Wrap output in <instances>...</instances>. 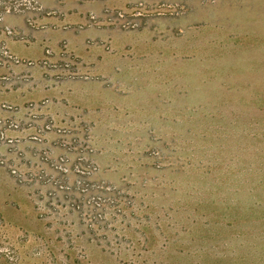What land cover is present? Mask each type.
Returning a JSON list of instances; mask_svg holds the SVG:
<instances>
[{
  "label": "rangeland",
  "instance_id": "1",
  "mask_svg": "<svg viewBox=\"0 0 264 264\" xmlns=\"http://www.w3.org/2000/svg\"><path fill=\"white\" fill-rule=\"evenodd\" d=\"M108 23L139 32L145 68L167 83L116 114L102 151L94 133L90 148L68 149L67 175L58 159L55 175L23 172L1 149L45 175L24 182L48 187L47 233L21 244L5 225L0 248L15 259L0 261L264 264V0H136ZM83 157L96 166L86 180L74 168Z\"/></svg>",
  "mask_w": 264,
  "mask_h": 264
},
{
  "label": "crops",
  "instance_id": "2",
  "mask_svg": "<svg viewBox=\"0 0 264 264\" xmlns=\"http://www.w3.org/2000/svg\"><path fill=\"white\" fill-rule=\"evenodd\" d=\"M36 1L39 7L4 18L19 37L1 32L0 42L24 63L0 61V119L24 124L22 131L10 132L20 140L22 158L9 157L20 159L23 172L43 170L51 176L53 160L69 156L66 139H83L89 129L102 151L101 130L113 127L116 114L132 112L133 98L155 96L167 82L159 83L162 79L145 68L140 41L134 39L139 32L108 23L110 10H130L136 0ZM49 122L55 128L42 141L31 139ZM47 187L21 182L0 166V212L21 244L23 236L47 233L38 208L40 191Z\"/></svg>",
  "mask_w": 264,
  "mask_h": 264
},
{
  "label": "built area",
  "instance_id": "3",
  "mask_svg": "<svg viewBox=\"0 0 264 264\" xmlns=\"http://www.w3.org/2000/svg\"><path fill=\"white\" fill-rule=\"evenodd\" d=\"M6 3H4L5 5ZM39 7V4L36 0H12L10 4L6 5L3 8V11L0 12V33L3 32L11 37H19V34L11 27L4 25L5 15L13 12H25L28 9H35ZM0 61L3 65L10 66L12 64H21L24 63V60L14 55L6 46L4 42H0ZM28 65H33L34 62H27ZM46 64V62L44 63ZM11 108V107H9ZM54 128V123L49 122L46 124L41 130H38V134L33 135L31 139L42 141L45 132H49ZM20 130L24 129V124L21 122H17L16 120H0V166L5 167L9 170L13 175H15L20 181L24 182L25 180L33 181L37 179H44V174H31L27 176L16 165L14 161H12L6 154L1 152L3 147H6L9 152L17 154L21 156L19 151V143L20 140L17 138H13L9 135L10 130ZM91 131L87 129L85 131V135L83 139L72 138L71 140H65V147L67 149H79L83 147L84 149L90 148L91 141ZM80 162L74 165L76 172L81 176L83 180H86L87 177L92 175V173L96 170L95 164L86 160L85 157L79 160ZM70 159L67 156H62L58 158L56 163V168L63 175H67L70 172ZM85 184V183H84ZM83 184V186H84ZM66 188L68 187H61ZM84 190H88V186H84ZM95 200V198H94ZM96 201V200H95ZM97 205L101 206V202H96ZM75 208L80 209V204L73 203ZM42 210V209H41ZM5 229V220L2 214L0 213V234H4ZM0 253L9 258L10 260L15 259V251L11 246H8L5 242H3V246L0 248Z\"/></svg>",
  "mask_w": 264,
  "mask_h": 264
}]
</instances>
